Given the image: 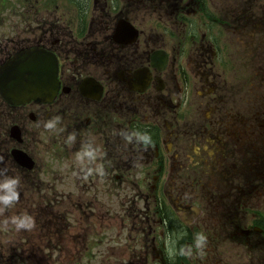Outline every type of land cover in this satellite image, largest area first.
I'll return each mask as SVG.
<instances>
[{"label": "flooded vegetation", "instance_id": "obj_1", "mask_svg": "<svg viewBox=\"0 0 264 264\" xmlns=\"http://www.w3.org/2000/svg\"><path fill=\"white\" fill-rule=\"evenodd\" d=\"M53 1L0 33L57 60L53 98L0 94L19 259L43 229L64 264H264V0Z\"/></svg>", "mask_w": 264, "mask_h": 264}, {"label": "rangeland", "instance_id": "obj_2", "mask_svg": "<svg viewBox=\"0 0 264 264\" xmlns=\"http://www.w3.org/2000/svg\"><path fill=\"white\" fill-rule=\"evenodd\" d=\"M34 2L35 0H0V33L4 31L5 34H9V36L13 37L15 26H17V29L21 26V23L18 22L20 18L26 20V22L32 20L31 12ZM60 2L61 0H54L52 5L61 4ZM75 174L80 177L82 173L70 172V178L74 179ZM45 178H47V176ZM15 185L12 186V191H16ZM72 189L77 193L79 192L78 188ZM5 195H11V192L7 188L0 187V196ZM63 204H56L57 206H55L54 209L57 208L59 210ZM30 205L31 204L22 203L13 206L10 202L8 205H4L10 207L8 211H4L3 207H0V264H64L61 257H63V254L66 252H47L46 249H44V243L49 238V235L46 237L42 236L41 233L43 229H38L37 234L32 238L37 239L38 248L33 251L25 250L21 252V258L19 259V253L15 251V246L20 242V236H22L23 239L29 240L30 230H17L12 224V219L16 213L18 214L20 212L24 214L28 212ZM35 210L36 212H40V209ZM76 211L77 210H75V212ZM28 243L30 242L28 241ZM48 255H50V257Z\"/></svg>", "mask_w": 264, "mask_h": 264}, {"label": "water", "instance_id": "obj_3", "mask_svg": "<svg viewBox=\"0 0 264 264\" xmlns=\"http://www.w3.org/2000/svg\"><path fill=\"white\" fill-rule=\"evenodd\" d=\"M55 80L51 55L30 49L11 57L0 71V91L9 100L20 102L45 96Z\"/></svg>", "mask_w": 264, "mask_h": 264}, {"label": "clouds", "instance_id": "obj_4", "mask_svg": "<svg viewBox=\"0 0 264 264\" xmlns=\"http://www.w3.org/2000/svg\"><path fill=\"white\" fill-rule=\"evenodd\" d=\"M60 117H55L54 120H59ZM53 127V121L50 120L45 124V128H51ZM16 181H10L6 184H4L3 188H7L10 192L11 195H5V196H0V203H3L5 205H8L10 202H17L19 199V192L12 191V185L15 184ZM12 224L15 225L17 230L20 229H28L31 230L35 226L34 219L30 216L24 215V216H17L13 217L12 219ZM206 242V237L203 234H198L197 235V248H201L204 243Z\"/></svg>", "mask_w": 264, "mask_h": 264}]
</instances>
